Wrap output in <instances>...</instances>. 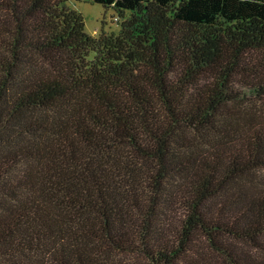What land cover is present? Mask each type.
Segmentation results:
<instances>
[{"label": "trees", "instance_id": "16d2710c", "mask_svg": "<svg viewBox=\"0 0 264 264\" xmlns=\"http://www.w3.org/2000/svg\"><path fill=\"white\" fill-rule=\"evenodd\" d=\"M66 1L0 0V264H264V0Z\"/></svg>", "mask_w": 264, "mask_h": 264}, {"label": "rangeland", "instance_id": "374dc122", "mask_svg": "<svg viewBox=\"0 0 264 264\" xmlns=\"http://www.w3.org/2000/svg\"><path fill=\"white\" fill-rule=\"evenodd\" d=\"M66 4L76 11L80 12L82 20H83V28L84 30L96 36L100 29L106 33H115L119 30V23L121 21V17L119 16V12L115 11L110 6H103L99 3H94L89 0H67ZM123 16L129 15L127 10L121 12ZM91 56V52H88V57ZM262 111H264V104L260 107ZM257 104L251 107V113H257L258 109H260ZM256 119H262V123H264V115L255 117ZM259 178L264 180V171L257 172Z\"/></svg>", "mask_w": 264, "mask_h": 264}]
</instances>
